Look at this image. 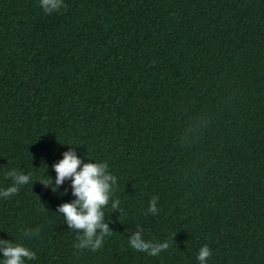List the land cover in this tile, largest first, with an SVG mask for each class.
I'll use <instances>...</instances> for the list:
<instances>
[{"label":"trees","instance_id":"obj_1","mask_svg":"<svg viewBox=\"0 0 264 264\" xmlns=\"http://www.w3.org/2000/svg\"><path fill=\"white\" fill-rule=\"evenodd\" d=\"M65 3L0 0V189L33 173L0 198V239L35 251L26 264H199L205 244L208 264H264V0ZM70 145L117 176L96 252L57 213L71 181L40 183ZM138 231L169 249H131Z\"/></svg>","mask_w":264,"mask_h":264},{"label":"clouds","instance_id":"obj_2","mask_svg":"<svg viewBox=\"0 0 264 264\" xmlns=\"http://www.w3.org/2000/svg\"><path fill=\"white\" fill-rule=\"evenodd\" d=\"M40 7L46 15L59 14L61 10L67 11L68 5L65 0H39ZM71 146V145H70ZM91 161V159H90ZM57 173L55 180L51 177L40 181L46 188L51 187L55 193L64 185L66 180L71 181L73 199L71 202L62 203L58 206L57 213L63 217L70 229L76 231V242L73 247L77 252L90 250L98 251L103 247L105 237L113 235V230L105 222L104 208L109 205L111 197L117 187V176L109 171V164L106 161L84 162V158L78 156L75 147H70L63 153V159L52 165ZM12 180L7 188L0 189V198L8 199L17 194L21 186L31 182L33 173L19 171L12 168L6 173ZM68 189L62 195H66ZM159 197L153 196L145 215H158ZM113 211L120 209V200H111ZM47 210V209H44ZM137 227L141 225L137 224ZM40 229L37 228L25 231V235L38 236ZM131 249L146 253L148 256H158L162 251L170 247V241L156 242L146 240L142 232H136L128 239ZM0 253L3 258L0 264H26L27 261L35 260L37 254L30 247L22 242H12L0 239ZM213 255L210 247L205 244L199 249L197 259L199 264H208L209 258Z\"/></svg>","mask_w":264,"mask_h":264}]
</instances>
